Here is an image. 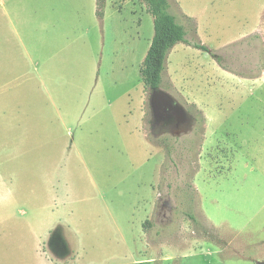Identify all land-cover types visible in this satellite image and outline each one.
<instances>
[{
  "label": "rangeland",
  "instance_id": "obj_1",
  "mask_svg": "<svg viewBox=\"0 0 264 264\" xmlns=\"http://www.w3.org/2000/svg\"><path fill=\"white\" fill-rule=\"evenodd\" d=\"M20 1L0 264H264V0H169L208 49L167 57L160 89L197 122L176 131L151 129L140 0H104L101 18L97 0Z\"/></svg>",
  "mask_w": 264,
  "mask_h": 264
},
{
  "label": "trees",
  "instance_id": "obj_2",
  "mask_svg": "<svg viewBox=\"0 0 264 264\" xmlns=\"http://www.w3.org/2000/svg\"><path fill=\"white\" fill-rule=\"evenodd\" d=\"M103 1L104 0H97L96 14L98 17L102 16ZM140 1L146 6V12L149 13L153 19L154 34L140 68V76L143 85L146 90L151 92L152 89H160L164 86L165 81L163 78L166 71L167 57L176 44L184 43L203 52H208V49L200 43L186 39V30L179 23L178 18L170 11L169 0ZM252 40L258 41L257 43L260 47L258 60L261 61V66L258 65V69L263 72L264 59L263 51L260 46L261 37L259 35H254ZM211 54L218 62L220 61L218 55ZM190 219L195 221L193 217H190Z\"/></svg>",
  "mask_w": 264,
  "mask_h": 264
},
{
  "label": "crops",
  "instance_id": "obj_3",
  "mask_svg": "<svg viewBox=\"0 0 264 264\" xmlns=\"http://www.w3.org/2000/svg\"><path fill=\"white\" fill-rule=\"evenodd\" d=\"M21 8L22 2L20 0H0V92L9 88V78L10 81L11 77L13 78L11 82H19L21 78V58L17 56L19 53L11 48L9 38L10 29H18L15 23L19 21ZM184 15L190 18L188 15ZM262 51L264 59V47ZM26 59L30 61L31 58L28 56ZM14 87L20 88V84ZM0 183L7 186V181L3 177H0ZM10 197L13 198V195L10 194ZM38 252H40L39 249Z\"/></svg>",
  "mask_w": 264,
  "mask_h": 264
},
{
  "label": "water",
  "instance_id": "obj_4",
  "mask_svg": "<svg viewBox=\"0 0 264 264\" xmlns=\"http://www.w3.org/2000/svg\"><path fill=\"white\" fill-rule=\"evenodd\" d=\"M149 107L154 120L159 119L162 115H167L169 110L176 112L181 121L185 119V109L177 104L173 97L159 88L151 90Z\"/></svg>",
  "mask_w": 264,
  "mask_h": 264
},
{
  "label": "flooded vegetation",
  "instance_id": "obj_5",
  "mask_svg": "<svg viewBox=\"0 0 264 264\" xmlns=\"http://www.w3.org/2000/svg\"><path fill=\"white\" fill-rule=\"evenodd\" d=\"M185 125H187V126L191 125L193 127H195V125H196L195 118L191 114H189L186 110H185V119L183 121H181L178 118L176 112H174L173 110H169L167 112V115H162L157 120H154L152 118V121H151V129L152 130L158 128L159 130L170 129V130L176 131V130H180L181 127H183Z\"/></svg>",
  "mask_w": 264,
  "mask_h": 264
}]
</instances>
